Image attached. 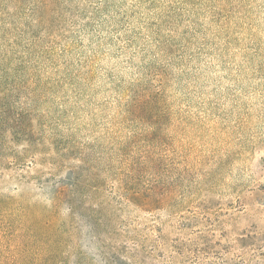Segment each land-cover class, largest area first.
<instances>
[{"label": "rangeland", "instance_id": "374dc122", "mask_svg": "<svg viewBox=\"0 0 264 264\" xmlns=\"http://www.w3.org/2000/svg\"><path fill=\"white\" fill-rule=\"evenodd\" d=\"M63 2L78 7L77 18L38 58L47 85L35 103V139L39 128L47 139L28 143L30 152L107 156L110 181L118 134L133 142L144 134L165 155L158 178L179 184L151 215L124 220L134 207L110 202L98 237L69 232L80 252L101 264L113 252L124 264H264V0ZM8 136L0 192L19 194L7 166L25 156L26 142ZM59 141L74 146L57 154ZM45 162L38 172H55ZM31 195L50 201L48 191ZM60 217L69 218L66 205Z\"/></svg>", "mask_w": 264, "mask_h": 264}, {"label": "trees", "instance_id": "16d2710c", "mask_svg": "<svg viewBox=\"0 0 264 264\" xmlns=\"http://www.w3.org/2000/svg\"><path fill=\"white\" fill-rule=\"evenodd\" d=\"M77 8L63 0H0V137L9 134V141H13L18 133L26 142L20 164L12 160L7 166L20 193L0 192V264H101L81 253V243L69 232L81 233L88 228L93 240L98 237L99 225H104L103 215L110 202L120 210L134 207L122 216L124 220L136 210L151 215L179 185L162 183L158 178L161 171L168 170L165 155L159 152L158 143L144 134L141 142L122 137V131L118 134L120 166L110 181L107 156H35L30 152V143L37 141L40 147L47 139L40 128L35 139V119H39L35 103L47 85L39 78L38 58L68 36L67 27L77 18ZM132 104L133 100L127 103L123 121ZM49 141L56 144L54 139ZM58 143L57 150L54 148L57 154L69 151L70 144ZM45 148L41 151H47ZM43 161L55 172H38ZM35 189L48 191L50 201H33ZM87 194L96 195L92 196L97 201L95 207L88 204ZM65 205L69 218L61 221L60 209ZM124 262L116 252L104 260V264Z\"/></svg>", "mask_w": 264, "mask_h": 264}]
</instances>
